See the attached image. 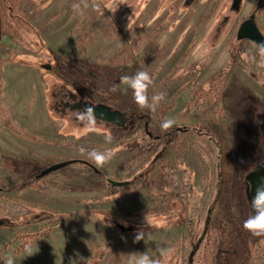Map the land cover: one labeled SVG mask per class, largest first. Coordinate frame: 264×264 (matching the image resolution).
Listing matches in <instances>:
<instances>
[{"label": "rangeland", "instance_id": "rangeland-1", "mask_svg": "<svg viewBox=\"0 0 264 264\" xmlns=\"http://www.w3.org/2000/svg\"><path fill=\"white\" fill-rule=\"evenodd\" d=\"M187 1L23 0L14 17L3 24L10 39H6L9 49L2 45L0 55L8 52L35 60L47 86L48 114L58 127L57 140H49L38 134L39 130L27 131L7 118L21 133L22 144L27 143L28 149L23 145L24 158L8 160L11 175L0 176V186H25L8 191L13 192L14 200L9 204L0 202V216H9L8 221L21 224L13 226L23 228L19 230L21 236L37 241L55 223L73 215L79 216L77 225L82 230L92 226L102 239L108 233V245H112L117 236L137 235L134 229L146 221L156 223L160 219L157 222L164 224L184 219L189 223L148 232L156 234L165 248L157 254L152 252L151 258L156 264H188L197 245L202 250L206 244L205 253H198L194 264H207L211 242L202 244L204 232L216 234L219 215L224 214L243 228V222L250 217L249 213L246 217L243 202L245 176L264 160V54L255 44H236L234 39L239 24L256 11L260 0H243L237 13L229 11L233 0H193L186 8ZM228 15L227 29L214 37L219 28L225 29L222 23ZM28 17L39 20V26L46 28L50 37L44 39ZM257 21L264 31V2ZM34 32L41 39L31 38ZM207 40L216 45L210 46ZM47 48L74 71L60 65ZM42 65H51V69ZM138 71L148 72L153 80L148 89L150 103L153 95L165 96L155 111L140 109L132 89L122 82V77H132ZM63 84L70 85V89ZM68 90L83 100L111 104L117 110L128 109L146 117L137 127L128 117L127 127L122 128L128 129L120 131L107 129L106 123L97 120L96 130L88 132L77 118L78 113H62L54 107L55 92ZM166 119L174 120L173 126L209 128L219 138L221 151L207 138L190 131L171 134L175 148L167 146L158 153L159 139L148 133L166 142L168 138L161 128ZM0 120L4 128L1 134H18L8 129L1 115ZM27 134L39 140L32 141ZM109 135L111 143L106 142ZM130 144L137 147L128 151L125 148ZM84 146L92 149L84 150ZM93 149L115 150L113 159L98 168L102 175L81 163L95 165L87 155ZM73 160L81 162L41 175L53 164ZM220 162L228 177L222 191L218 190ZM151 167L154 170L140 178ZM185 168L192 176L185 174ZM109 179L135 182L115 187ZM188 184L193 187L189 189ZM4 199L11 201L1 195L0 200ZM228 205L230 215L225 208ZM49 212L61 216L24 225L36 215L45 217ZM139 213L142 214L138 216ZM118 224L133 230L122 232ZM236 243V253L228 264H264V236L242 232Z\"/></svg>", "mask_w": 264, "mask_h": 264}, {"label": "crops", "instance_id": "crops-1", "mask_svg": "<svg viewBox=\"0 0 264 264\" xmlns=\"http://www.w3.org/2000/svg\"><path fill=\"white\" fill-rule=\"evenodd\" d=\"M43 12L46 11L43 10ZM25 14L28 16V13ZM29 21L32 26L40 30L44 39L50 37L46 33V28L39 26L41 25L39 20L32 18ZM35 21L38 24H34ZM11 24L13 25L10 22L9 25ZM8 33L2 28L0 50L3 49L2 45H8V42H6L7 38L10 39ZM33 34H30L31 38ZM6 49H9V47L7 46ZM13 56L18 55L8 54V52H2L0 55V78L2 79L0 104L4 116L14 120L18 125H22L27 131L32 130L33 133H37L36 131L39 130L38 134L49 140H57L58 127L47 110V86L44 76L37 66H28L14 61ZM0 128V130L4 129L2 124ZM15 142L17 144L14 145ZM50 144L48 142V145ZM23 145L28 149V144H22L19 134L4 135L0 133V176L11 175L12 168L8 165L9 159L24 158ZM2 188L3 186H0V196L2 195L11 201L6 202L4 199L0 202L4 204L12 203L14 200L13 192L3 191ZM17 195H19L18 192L15 197ZM20 196L21 200H24L23 190L20 191ZM141 214L139 213L138 216ZM136 216L131 215V218ZM10 218L9 216H0V264H5V260L9 256L14 259V264H88L104 248L107 249V252L98 264H135L141 253L147 252L149 258L155 261V258L152 259L150 254L152 252L157 254L165 249L164 246H161L156 234H153L155 235L153 236L149 233H144L146 235L138 242L135 239L136 235L117 236L110 246L108 245L110 243L108 233L102 239L98 233L92 231V226H86V229L82 230L77 225L78 221L76 219L79 216L73 215L67 221L64 220L58 225L55 223L47 231V234L39 240H29L28 237L20 235L19 230L23 228L6 224L5 221L10 220ZM157 221L162 220L157 219ZM28 248H31V255L26 251Z\"/></svg>", "mask_w": 264, "mask_h": 264}, {"label": "trees", "instance_id": "trees-1", "mask_svg": "<svg viewBox=\"0 0 264 264\" xmlns=\"http://www.w3.org/2000/svg\"><path fill=\"white\" fill-rule=\"evenodd\" d=\"M22 1L23 0H0V16H1V20H2V26H3V24L7 23L9 18L14 17L16 9L18 8L19 4ZM43 1H45V0H43ZM190 1H193V0H188L185 3L186 8L190 7V4H189ZM222 27L225 29L221 31V28H219L214 37L217 38L219 34L223 33V31H225L227 29L228 25L226 24V26H222ZM33 36L37 39H41L35 35V32H34ZM207 42L209 43L210 46L216 45V44L212 43L211 41L207 40ZM47 50L52 55V57H54L55 59L58 60V58L54 55L53 51L50 48H47ZM13 60L18 61L24 65H28V66L35 65V66H37L35 60L28 61L22 55L13 56ZM57 62L60 65L62 64L63 66L67 67V69L70 68L69 70H73L71 67L66 65V62H64L62 60H58ZM53 68H54V66H53ZM68 84H70V83H68ZM48 85H49V88H52L50 86V84H48ZM52 86H54V85H52ZM63 86L66 87V89H70V85L68 86L67 84H63ZM53 90L55 91V88H53ZM1 97H2V79L0 78V99H1ZM109 105H111V104H109ZM111 106H113V105H111ZM114 108H116V107H114ZM124 112L128 113V117L132 118V120H133L132 124H134L136 127L146 117L143 113L139 115L133 111L129 112L128 109H126ZM0 115L2 117L3 123L8 127V129H10V130L21 135V133L18 131V129L13 127L11 125L10 121L4 116V112L2 111L1 104H0ZM105 125L107 126V129H110V130L120 131V130H127L128 129V128L122 129V128H119L113 124H107L106 123ZM129 126H130V124H129ZM190 131L196 132L198 135H201V136L207 138L214 145H216L218 147L219 151H221L222 147H221V142H220L219 138L209 128H206V127H201V126H185V127L172 126L168 131H165V133H164V135L168 138V140H166V142L162 141L163 137H161V136L156 137V136H154L153 133H150V132L148 134H149V136H152V137H155L156 139H159L157 151H158V153H161L162 151H164L166 149L167 146L175 148V145H176L175 138H172L171 134H173V133L179 134V133H185V132H190ZM108 132L110 133L109 130H108ZM27 137L30 138L32 141H38L39 140V138L36 135L27 134ZM261 137H262V145L264 147V135L261 134ZM136 147H137V144L135 146H132L130 144L125 149H127L128 151H133ZM82 148L84 150L92 149V147H90V146H84ZM220 154H221V152H220ZM159 157H162V155H160ZM76 162H81V161L73 160V161H70V164H73ZM81 163L84 165V167L86 169L93 171L95 174L102 175L100 170H98V168L95 165H93L89 162H86V161H84V162L82 161ZM219 164L220 165L218 166V180H219L218 190L222 191V189L224 188V185L228 181V177H227V173L224 171L223 163L220 162ZM162 168L164 170L166 169L164 167H162ZM153 170H154V167L147 169L144 174L140 175V178H142L143 175L150 174ZM184 172L187 176H192V173L190 172V170L188 168H185ZM135 179H137V178H135ZM133 181L135 182V180H133ZM133 181L125 182V185L131 184ZM24 187H25L24 184H22L21 186H18L16 188L3 187L2 190L3 191L21 190ZM187 187H189V189H191L193 186L191 184H188ZM43 189L48 190L47 187H44ZM244 200L246 201V196H243V202H245ZM225 208H226L227 213L230 215V213H231L230 206L229 205L225 206ZM245 208H246L245 214H246V217H248L249 210L247 209L248 208L247 206H245ZM181 209H182V207L180 206L179 211H178L179 213H180ZM60 216H61V214L53 213V212L47 213V215L45 217H41V216L39 217L38 215H36L34 220H32L30 223L27 222L24 225L37 224L39 222H43L44 220H49L51 218H58ZM249 216H251L250 213H249ZM144 220L146 221V219H144ZM218 220H219L218 229H217V232L215 235L211 236V234L209 233L210 230H207L204 232L205 237H204L202 244H205L207 242H211V246H210L209 252L207 254V264H228L229 258L236 253V249H237L236 237L239 234H241L242 232L243 233L245 232V234H249L248 231L242 230L243 228H241L240 226H238L236 224H233V222L231 220L224 217V214H220ZM5 222H7V224L11 225V226H21V224H18L15 222H10L8 220H6ZM146 222H147V224L141 225L137 229H134L135 233H138L140 231H143L144 233H148V232L157 231L159 229L170 228V227H173L174 225L184 224L185 222L189 223V221L184 220V219H180L177 223L168 222V223L160 224L159 222H156V223H150V221H146ZM189 225L192 228V224L190 223ZM205 246H206V244L204 245V247ZM204 247L202 250H201L202 247L196 248L197 252L194 254L192 264H194L195 258H196L198 253H201V252L205 253ZM106 252H107V249H104V250L98 252L94 256L93 260L88 264H98L101 261V259L104 257ZM188 264H190L189 260H188Z\"/></svg>", "mask_w": 264, "mask_h": 264}, {"label": "clouds", "instance_id": "clouds-1", "mask_svg": "<svg viewBox=\"0 0 264 264\" xmlns=\"http://www.w3.org/2000/svg\"><path fill=\"white\" fill-rule=\"evenodd\" d=\"M96 7L98 8L99 5H96ZM73 8H79V5H73ZM121 79L123 83L127 84L132 89L133 99L140 109L155 111L160 102L165 99L164 94L159 93L151 97L150 103L148 89L149 86L153 84V80L146 71H138L132 77L125 76ZM77 118L83 122L86 131L92 132L96 130L97 117L93 106L85 105L84 109L78 113ZM174 123V120L166 119L162 122L161 128L164 131H168ZM111 140L112 137L110 135L106 137V142L111 143ZM87 155L88 159L92 161L97 168H100L113 159L115 150L108 149L104 152H100L93 149L89 151ZM250 203L254 214L243 222V228L253 236H264V179L256 186L255 194L252 196ZM143 236V231L138 232L135 237L136 241L142 240ZM26 251L31 255V248L26 249ZM5 264H14V259L9 256L5 260ZM135 264H156V262L149 258L147 252H144L139 255Z\"/></svg>", "mask_w": 264, "mask_h": 264}, {"label": "water", "instance_id": "water-1", "mask_svg": "<svg viewBox=\"0 0 264 264\" xmlns=\"http://www.w3.org/2000/svg\"><path fill=\"white\" fill-rule=\"evenodd\" d=\"M243 0H233L232 9L233 10H239L240 6L242 4ZM262 6V0L259 1L256 11L259 10ZM236 41L237 42H243V41H251L254 43L264 54V33L261 31V29L258 26L257 23V16L256 13L246 17L243 19V21L238 26L237 32H236ZM42 68L50 70L51 65H42ZM85 105L93 106L95 108V114L98 121L107 123V124H113L119 128H126L128 124V113L121 111V110H114L111 106L105 104V103H85ZM75 109H81L83 107L82 103H78L75 106ZM147 129V125H146ZM262 129H264V126H262ZM70 164V161H64L59 162L56 164H53L46 168L41 175L45 176L47 174H50L54 171L60 170L67 165ZM246 179L251 182L253 189L252 192L255 194V188L258 186L262 179H264V162L258 166L255 170L251 171L250 174L246 177ZM108 182L115 187H122L125 185L124 182L120 181H114L112 179H109ZM118 228L122 232H131L133 228L131 227H125L121 224L117 225ZM205 235V234H204ZM199 247V244L197 245ZM194 252L190 255L189 261L190 264L193 262Z\"/></svg>", "mask_w": 264, "mask_h": 264}, {"label": "flooded vegetation", "instance_id": "flooded-vegetation-1", "mask_svg": "<svg viewBox=\"0 0 264 264\" xmlns=\"http://www.w3.org/2000/svg\"><path fill=\"white\" fill-rule=\"evenodd\" d=\"M263 2H264V0H262V5H263ZM242 3H243V1H242ZM232 4H233V2H232ZM258 5V4H257ZM241 6H242V4H241ZM241 6H240V8H241ZM261 8H262V6H261ZM260 8V9H261ZM259 9V10H260ZM240 10V9H239ZM239 10H233L232 9V6H231V9L229 10L230 12H233V13H237ZM259 10H257V11H255V12H253V13H251L250 15H252V14H254V13H256V16H257V12L259 11ZM249 15V16H250ZM248 17V16H247ZM229 19H230V15H228L226 18H225V20H224V22L222 23V26H226V24L228 25V22H229ZM245 19V18H244ZM243 21V20H242ZM257 23H258V21H257ZM240 25V24H239ZM258 26H259V24H258ZM259 28H260V26H259ZM238 29V28H237ZM261 29V28H260ZM261 31H262V29H261ZM236 32H237V30H236ZM263 33H264V31H262ZM234 42L237 44V43H242V42H237L236 41V34H235V39H234ZM243 42H247V41H243ZM248 42H251V41H248ZM252 43V42H251ZM254 44V43H253ZM54 97H55V103H54V107H55V109L58 111V112H62V113H65L66 111H68V110H70L72 113H79V112H81L83 109H84V104L85 103H93V104H98L96 101H91V100H83L82 98H80V96L77 94V93H75V92H73V91H70V90H68V91H65V92H56L55 94H54ZM78 103H82L83 104V107L81 108V109H75V105L76 104H78ZM109 106H111V105H109ZM114 110H117L116 108H114L113 106H111ZM99 122H101V121H99ZM264 162V160L262 161V163ZM252 171V170H251ZM251 171H248L247 172V174H246V176H245V196H246V201L244 202V205L245 206H247L248 207V209H249V213H250V215H253L254 214V212H253V210H252V208H251V203H250V201H251V198H252V196L254 195L253 194V192H252V189H253V186H252V184H251V182H249L247 179H246V177L248 176V174H250V172Z\"/></svg>", "mask_w": 264, "mask_h": 264}, {"label": "built area", "instance_id": "built-area-1", "mask_svg": "<svg viewBox=\"0 0 264 264\" xmlns=\"http://www.w3.org/2000/svg\"><path fill=\"white\" fill-rule=\"evenodd\" d=\"M2 39V20H1V16H0V42Z\"/></svg>", "mask_w": 264, "mask_h": 264}]
</instances>
